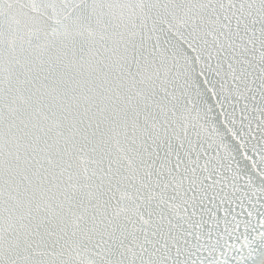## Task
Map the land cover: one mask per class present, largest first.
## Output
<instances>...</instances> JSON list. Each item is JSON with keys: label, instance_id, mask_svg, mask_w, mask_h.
Segmentation results:
<instances>
[{"label": "snow or ice", "instance_id": "1", "mask_svg": "<svg viewBox=\"0 0 264 264\" xmlns=\"http://www.w3.org/2000/svg\"><path fill=\"white\" fill-rule=\"evenodd\" d=\"M0 264H264V0H0Z\"/></svg>", "mask_w": 264, "mask_h": 264}]
</instances>
